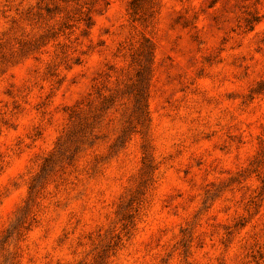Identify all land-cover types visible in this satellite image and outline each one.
<instances>
[{
    "label": "rangeland",
    "instance_id": "1",
    "mask_svg": "<svg viewBox=\"0 0 264 264\" xmlns=\"http://www.w3.org/2000/svg\"><path fill=\"white\" fill-rule=\"evenodd\" d=\"M0 264H264V0H0Z\"/></svg>",
    "mask_w": 264,
    "mask_h": 264
}]
</instances>
